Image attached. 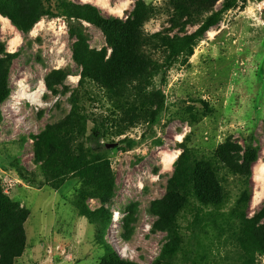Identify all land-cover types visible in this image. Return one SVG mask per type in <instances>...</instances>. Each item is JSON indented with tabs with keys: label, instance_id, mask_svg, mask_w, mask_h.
<instances>
[{
	"label": "rangeland",
	"instance_id": "374dc122",
	"mask_svg": "<svg viewBox=\"0 0 264 264\" xmlns=\"http://www.w3.org/2000/svg\"><path fill=\"white\" fill-rule=\"evenodd\" d=\"M59 1L64 0L51 1L57 17H42L27 34L0 16V52L17 53L9 73L11 95L0 105V185L29 213L23 226L24 250L13 264H101L108 255L96 239L95 225L78 209L84 181L73 173L58 172L54 177V167L44 168L35 159V136L69 113L74 90L86 131L83 137L69 135L64 149L86 155L90 130L94 126L102 130L106 169L114 177L104 243L122 259L154 264L160 254L166 236L151 230L149 204L163 197L173 164L186 150L197 158H211L221 144L243 147L248 138L254 140L259 154L245 212L253 221L264 207V0H239L196 42L191 55L173 62L164 77L147 72L138 81L111 90L87 78L79 85L83 61L95 64L102 51L107 58L109 50L100 30L61 16ZM67 1L95 6L105 16L124 21L136 16L144 35L173 37L193 33L224 0ZM149 55L159 71L167 56L165 48L156 45ZM55 72L65 76L57 96L44 85ZM161 99L163 111L149 127ZM125 139L135 141V146L120 152ZM227 181L228 200L215 224L196 218L191 197L178 215L179 246L173 264H246L234 241L219 234L220 228L226 230L234 222L232 209L239 192L235 177L228 176ZM84 205L91 212L101 208L96 199H87ZM134 205L135 223L126 242L122 220ZM249 254L247 264H264V256Z\"/></svg>",
	"mask_w": 264,
	"mask_h": 264
},
{
	"label": "trees",
	"instance_id": "16d2710c",
	"mask_svg": "<svg viewBox=\"0 0 264 264\" xmlns=\"http://www.w3.org/2000/svg\"><path fill=\"white\" fill-rule=\"evenodd\" d=\"M52 0H0V16L7 19L20 33H29L33 26L44 16L55 18L51 6ZM239 0H224L219 10L208 16L191 34L184 36H163L155 33L144 35L140 30V21L136 16L125 21L118 17L105 16L97 7L83 4L75 5L70 1L61 3V16L69 20L82 21L102 32L105 37L109 55L102 51L95 64L83 61V71L79 85L87 78L99 86L111 90L118 85L138 81L148 73H162L165 76L173 62L182 55H191L197 41L215 27L222 16L235 8ZM163 46L167 56L158 71L151 64L150 50L154 46ZM0 55V105L6 102L10 95L9 73L12 60L17 53ZM65 76L60 72L49 75L44 80L46 90L53 96L59 95L58 87L62 85ZM64 91V88H63ZM69 113L58 123L47 125L35 136V159L44 168L54 167L52 176L56 173L76 174L84 181L85 188L79 190L80 215L96 227V239L108 249V255L101 264H136L122 259L112 248L104 243V235L111 222V213L106 206L111 203L114 190V177L106 169L107 158L105 147L100 144L102 130L93 127L86 137L87 154L81 151L72 155L65 150L69 135L83 137L86 131V118L77 107V91L70 92ZM164 102L161 99L153 111L149 127L157 123L163 111ZM1 118V114H0ZM120 152H125L135 146V141L125 139L121 142ZM250 137L243 147L239 144L224 143L217 147L211 158H197L190 150L183 151L173 164L174 171L167 181L162 198L149 204V214L154 218L151 226L153 232L165 234V243L154 264H173L175 250L178 248V238L175 234L176 219L189 204L190 197L196 202L197 219L215 224L221 216V209L226 204L227 177H235L239 186L237 199L232 209L234 222L226 225V230L220 228L219 234H227L241 251V257L247 264L250 261V251L264 256V207L257 212L253 221H248L245 214L251 198L252 168L258 161L259 148L254 146ZM98 173V178L95 174ZM87 199H96L101 208L91 212L85 205ZM136 205L128 211L122 220L123 239L127 242L132 234L135 223ZM28 210L18 202L10 199L0 185V264H13L21 257L24 250V224L28 218ZM200 216V217H199ZM261 220L263 222L261 223Z\"/></svg>",
	"mask_w": 264,
	"mask_h": 264
}]
</instances>
